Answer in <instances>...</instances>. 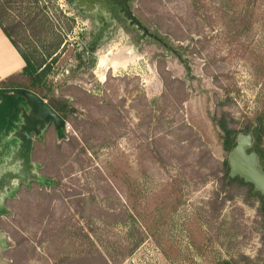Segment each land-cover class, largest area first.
<instances>
[{
	"label": "rangeland",
	"instance_id": "374dc122",
	"mask_svg": "<svg viewBox=\"0 0 264 264\" xmlns=\"http://www.w3.org/2000/svg\"><path fill=\"white\" fill-rule=\"evenodd\" d=\"M0 19V81L29 83L22 52L65 115L27 93L1 136L0 264H264L262 205L224 165L248 139L264 174V0H2Z\"/></svg>",
	"mask_w": 264,
	"mask_h": 264
},
{
	"label": "trees",
	"instance_id": "16d2710c",
	"mask_svg": "<svg viewBox=\"0 0 264 264\" xmlns=\"http://www.w3.org/2000/svg\"><path fill=\"white\" fill-rule=\"evenodd\" d=\"M2 0H0L1 2ZM0 27L7 35L8 38L15 44L12 39V34L7 27L3 24L0 19ZM19 50V49H18ZM24 60L25 66L22 75H27L29 77V83L21 81L20 83L14 82V77L9 76L6 79L0 81V142L2 141L1 136H7L21 130L26 125V115L30 109L27 93H32L37 96H41L39 93L40 88L43 84V74L45 72H38V67L32 64L30 58L21 52ZM16 82V81H15ZM12 83V84H11ZM52 107V105H51ZM53 108V107H52ZM61 120H65V115L59 109H55ZM221 129L224 132L223 135V145L225 150L232 151L237 142V130L228 127L225 123L219 122ZM260 128H255L253 131L254 148L253 150L260 154L259 145L262 141V136L260 134ZM226 167L225 174L230 180L240 181L244 185L249 187V190L258 198L262 205L264 211V194L251 182L246 181L240 175H231V168L228 161H224ZM224 264H229L224 263Z\"/></svg>",
	"mask_w": 264,
	"mask_h": 264
},
{
	"label": "water",
	"instance_id": "95a60500",
	"mask_svg": "<svg viewBox=\"0 0 264 264\" xmlns=\"http://www.w3.org/2000/svg\"><path fill=\"white\" fill-rule=\"evenodd\" d=\"M36 97L35 105L40 108L44 114L52 116L56 120H61L50 105L43 102L41 97L37 95ZM239 140V144L237 148L232 151L229 160L231 175H240L246 181L253 183L264 194V174L257 168L251 155L246 153V149L249 146V140L241 138H239Z\"/></svg>",
	"mask_w": 264,
	"mask_h": 264
},
{
	"label": "crops",
	"instance_id": "0c3cea01",
	"mask_svg": "<svg viewBox=\"0 0 264 264\" xmlns=\"http://www.w3.org/2000/svg\"><path fill=\"white\" fill-rule=\"evenodd\" d=\"M7 37V36H6ZM1 45H2V42H1ZM4 45V44H3ZM5 46V45H4ZM6 47V46H5ZM0 58L3 59L2 55L0 56ZM7 58H5V60L1 61V64H0V73L3 72V73H7L8 71H10L11 69L15 70L18 68V64H16V61H15V64H7V61L8 59L6 60ZM3 63V64H2Z\"/></svg>",
	"mask_w": 264,
	"mask_h": 264
}]
</instances>
